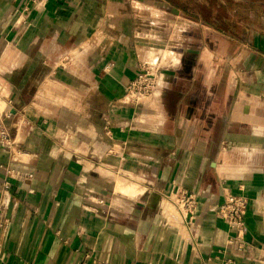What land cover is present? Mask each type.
Here are the masks:
<instances>
[{
	"label": "crops",
	"instance_id": "obj_1",
	"mask_svg": "<svg viewBox=\"0 0 264 264\" xmlns=\"http://www.w3.org/2000/svg\"><path fill=\"white\" fill-rule=\"evenodd\" d=\"M24 5L0 0V128H12L17 151L13 160L0 147V164L20 173L6 192L9 176L0 168V264H264V40L259 51L231 62L239 89L228 81L226 111L215 115L211 105L205 111L195 98L188 124L185 116L168 118L163 92L145 109L123 99L139 68L133 15L142 7L129 0H45L24 13ZM163 51L164 60L180 62ZM71 63L92 66L77 78L85 76L88 91L111 105L103 111L109 144L100 125L83 120L71 142L69 120L49 116L73 112L42 99L54 96L53 65ZM77 104L74 111H85ZM96 166L100 175L93 176ZM182 189L195 196L192 217L170 196L177 200ZM229 193L249 199L240 239L218 214Z\"/></svg>",
	"mask_w": 264,
	"mask_h": 264
},
{
	"label": "rangeland",
	"instance_id": "obj_2",
	"mask_svg": "<svg viewBox=\"0 0 264 264\" xmlns=\"http://www.w3.org/2000/svg\"><path fill=\"white\" fill-rule=\"evenodd\" d=\"M129 1L132 2L135 10L136 6L142 7V13L140 9H137L138 14L134 12L133 15L135 28L133 39L134 42H139L136 45L140 48L139 68L135 76L126 84L123 99L135 109H145L152 102H158L159 93L163 92L166 98V108H169L168 118L171 120L185 116L188 118V124L191 114L186 112L190 111L189 105H192L195 98L196 105H202L205 111L206 108L207 111L210 110V105L215 115H217L218 108H223V112L226 111L225 105L227 107L229 105L225 99L228 81L234 83L239 89L237 83L239 75L231 62H239L243 52L249 56V53L259 51L256 50V44L264 40V0ZM166 49L175 52L173 55L180 58L178 64L175 65L172 56L163 59V54L167 56V53L163 51ZM71 56L72 54L68 58ZM68 58L65 60L70 62ZM53 67L56 78L54 86H52L54 96L49 100L47 96H44L43 102L47 100L45 104L50 107L53 105L65 108L73 107V112L53 115L50 113V118L57 116L59 121L60 118L62 121L69 120L71 133H73L71 142L74 140V135H77L76 124L78 121H86L89 125H100L103 142L109 144L110 135L108 133L111 131V126L108 124L107 113L103 111L104 108H110L111 105L105 100L106 98L101 95L97 97L93 91H88L92 82L86 81L85 76H82L84 79L81 80L77 78L79 72L80 74L84 72L85 66L71 63L69 65H53ZM91 69V65H86L85 72H92ZM42 71L45 72V69L43 68ZM68 79L70 81H67ZM48 87L50 86L48 85ZM212 90L218 99L215 103L210 104L207 98L212 99L213 96L215 98V94L210 92ZM67 92L70 94L69 100L67 97H61L62 93ZM79 94H85V96L81 97ZM79 102L82 106H87L85 111H74L77 110L76 106L79 105L77 104ZM185 107H187L186 111L183 110ZM174 110H176L174 112L176 114L173 113ZM218 114L222 115L219 112ZM204 115L205 113L199 112L200 117ZM205 116H207V112ZM192 119L191 117V121ZM200 121L203 119L200 118ZM218 124L219 121H217ZM58 130L60 132V127ZM8 131L11 135L12 128ZM200 132L205 133L204 130ZM89 138L92 141L93 137ZM87 139L88 137L85 136V140ZM191 143L193 142L191 141ZM90 147L94 148L90 145L86 147V154L90 155L88 149ZM71 149L77 148L71 147ZM105 149L103 147V152L108 154L110 147L109 150ZM113 154V158L118 159V155H115L116 152H111L107 156ZM104 162L108 161L94 163L98 167L101 165L102 168L109 169L105 166L106 164H100ZM97 166L94 167L95 171L91 172L93 176L100 173ZM112 170L116 172L115 168ZM121 182L123 185L119 190L126 193L128 183L124 179H121ZM106 195L109 198L116 196V199L122 196L109 192ZM153 195L157 197L156 194L153 193ZM174 195V192L170 194L173 200L177 201ZM162 197L156 198L155 202L158 203Z\"/></svg>",
	"mask_w": 264,
	"mask_h": 264
},
{
	"label": "built area",
	"instance_id": "obj_3",
	"mask_svg": "<svg viewBox=\"0 0 264 264\" xmlns=\"http://www.w3.org/2000/svg\"><path fill=\"white\" fill-rule=\"evenodd\" d=\"M25 5L23 7V12L28 13L35 7L43 4L45 0H24ZM0 147L3 150H10L13 153V160H17L16 149H13V141L11 139V135L7 128H2L0 132ZM0 168H4L6 174L9 176L7 180L3 183V188L6 192L9 191L12 187L11 179L17 178L20 173L16 171L9 165L4 166L0 164ZM178 204L186 211V213L190 214L191 217L194 215L196 199L193 194L188 192L185 189L179 191L177 196ZM249 205V199L244 195H237L229 193L225 196L224 202L221 204L218 214L223 218L231 230L236 233L237 238H242L245 232V216Z\"/></svg>",
	"mask_w": 264,
	"mask_h": 264
}]
</instances>
